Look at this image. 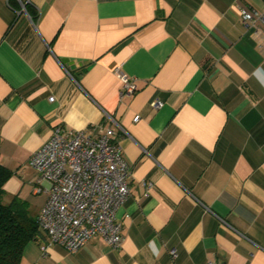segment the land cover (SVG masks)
Returning a JSON list of instances; mask_svg holds the SVG:
<instances>
[{"label":"crops","instance_id":"crops-1","mask_svg":"<svg viewBox=\"0 0 264 264\" xmlns=\"http://www.w3.org/2000/svg\"><path fill=\"white\" fill-rule=\"evenodd\" d=\"M240 3L264 13V0H0L5 199L37 215L48 182L28 159L55 126L112 127L132 164L120 247L96 235L42 256L41 231L21 264H264V22L243 24Z\"/></svg>","mask_w":264,"mask_h":264},{"label":"built area","instance_id":"built-area-1","mask_svg":"<svg viewBox=\"0 0 264 264\" xmlns=\"http://www.w3.org/2000/svg\"><path fill=\"white\" fill-rule=\"evenodd\" d=\"M238 14L247 26L264 22V13L242 3L238 5ZM114 72L119 80L120 98L134 94L135 81L119 68ZM162 104L158 99L150 102L154 109ZM107 116L119 126L111 115ZM138 119L135 116L134 120ZM116 138L112 127L99 126L88 132L63 131L55 126L49 138L31 153L28 165L38 172L39 180L48 182V197L37 213L38 226L46 235L39 245L42 256L52 245L75 252L96 235L112 248L122 244L124 235L116 210L131 196L132 164ZM141 185L148 196L153 182L145 180ZM220 220L231 232L243 237L224 219ZM170 254L175 256L174 250ZM209 264L228 263L216 260Z\"/></svg>","mask_w":264,"mask_h":264},{"label":"trees","instance_id":"trees-1","mask_svg":"<svg viewBox=\"0 0 264 264\" xmlns=\"http://www.w3.org/2000/svg\"><path fill=\"white\" fill-rule=\"evenodd\" d=\"M32 18H36L34 12ZM10 175L11 171L0 164V264H21L24 247L42 230L28 202L14 196L4 203L3 186Z\"/></svg>","mask_w":264,"mask_h":264},{"label":"rangeland","instance_id":"rangeland-1","mask_svg":"<svg viewBox=\"0 0 264 264\" xmlns=\"http://www.w3.org/2000/svg\"><path fill=\"white\" fill-rule=\"evenodd\" d=\"M7 201H8V200H7V199H5V197H4V203H7Z\"/></svg>","mask_w":264,"mask_h":264}]
</instances>
